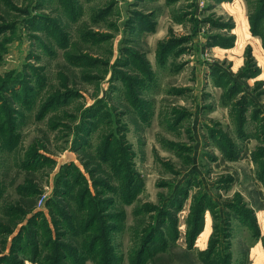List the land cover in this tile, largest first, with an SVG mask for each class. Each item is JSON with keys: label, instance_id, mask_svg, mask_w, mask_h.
Here are the masks:
<instances>
[{"label": "rangeland", "instance_id": "1", "mask_svg": "<svg viewBox=\"0 0 264 264\" xmlns=\"http://www.w3.org/2000/svg\"><path fill=\"white\" fill-rule=\"evenodd\" d=\"M97 239L264 264V0H0V264Z\"/></svg>", "mask_w": 264, "mask_h": 264}, {"label": "trees", "instance_id": "2", "mask_svg": "<svg viewBox=\"0 0 264 264\" xmlns=\"http://www.w3.org/2000/svg\"><path fill=\"white\" fill-rule=\"evenodd\" d=\"M203 210H204V208L203 207H200V213H202L203 212ZM101 217V216H100ZM91 220H92V218H91ZM90 220V221H91ZM197 221H198V217H197V219H196V223H197ZM32 222V221H31ZM253 223V221L251 222V225L252 226H254V224H252ZM198 224V223H197ZM71 226H72V229H73V227H74V223L73 224H71ZM87 227V226H86ZM79 229V231H80V233L81 234H83V233H85V231H87L88 230V228H85V231H84V229H82L81 227H79L78 228ZM82 239H84V238H82ZM100 241H99V239H97V240H95V241H92V242H89L88 244H85V242H83V244L81 245V250H82V252H86L87 254H92L93 256H92V258L91 259H95L96 261H97V263L98 264H110V263H112V257H113V250L112 249H108L107 250V252H108V256L106 257V259H104V263H102L103 262V260H102V262H100V258H99V256H98V254H101L99 251H100V249H102L103 250V247L105 246V243H102L101 245H99V244H97V243H99ZM61 248V249H60ZM56 249L58 250V251H64V252H61L60 253V255L57 253H55V251H56ZM97 249V250H96ZM67 250L69 251V253H71L70 254V257H73L72 255H74V254H76V252H74V251H72V250H69V248L67 249V246L66 245H61L60 247L59 246H56L52 251H51V253H50V255L51 256H49L48 257V260H47V263L46 264H49L50 262H54L55 261V263H56V261H57V264H63V260H64V258L65 257H67ZM143 252V251H142ZM142 252H141V255H142ZM140 255V256H141ZM73 259V258H72ZM0 260H3V258L2 259H0ZM33 260H34V258H33ZM7 261V260H6ZM35 261V260H34ZM76 261V260H75ZM100 262V263H99ZM4 264H6V263H4ZM12 264H23V261L22 260H18V258H16V257H14L13 258V260H12Z\"/></svg>", "mask_w": 264, "mask_h": 264}]
</instances>
